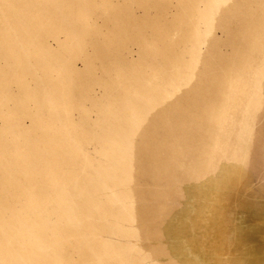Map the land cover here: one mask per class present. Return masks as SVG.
<instances>
[{
    "label": "rangeland",
    "instance_id": "374dc122",
    "mask_svg": "<svg viewBox=\"0 0 264 264\" xmlns=\"http://www.w3.org/2000/svg\"><path fill=\"white\" fill-rule=\"evenodd\" d=\"M90 2L67 32L40 36L70 68L61 191L40 157L58 66L0 54V264L29 256L19 233L45 219L64 264H264V0ZM27 169L51 197L43 219L18 196ZM65 189L74 220L51 214Z\"/></svg>",
    "mask_w": 264,
    "mask_h": 264
},
{
    "label": "bare ground",
    "instance_id": "6f19581e",
    "mask_svg": "<svg viewBox=\"0 0 264 264\" xmlns=\"http://www.w3.org/2000/svg\"><path fill=\"white\" fill-rule=\"evenodd\" d=\"M90 3V0H0V54L4 52L5 58L11 61V63H14V60H16L14 58L17 55L20 57V60L21 55H24L25 57H38L41 65L44 67L58 66L55 68V73L59 81V84L56 87H59V89L54 88L52 92L57 94L61 99L50 96L48 103L51 112L49 117L51 119V124L54 126L51 139L41 145L42 150L43 147L46 150L41 152L40 157L41 161L43 160V162H45L46 169L48 170L45 173L48 178L46 185L50 186L52 182H55V184L60 187L59 191L63 189V184L61 182L62 178L59 175L60 168L64 162V154H62L61 151L63 148L67 151L70 148V144H68V125L65 123L66 129L65 127L59 126V123L63 121V114L57 109V105L59 102H64L70 94V83H66L65 81V79L68 78V73L70 74V68L60 57L57 59L49 57L50 55L48 54L46 47L43 46L40 36H50L56 32H67L68 24H70L72 20L79 22L85 13H87ZM72 39L73 40L67 45H73L75 47L78 45L79 38ZM16 45H21L22 49H17L15 47ZM209 70L210 73L208 74V77H210L209 79L212 81L214 79V70L212 71V68H209ZM211 81L209 84H211ZM56 123L58 125H56ZM18 138L19 139L15 141L17 142L16 147L18 150L15 157L17 159L20 158V156H23L25 146L27 145V138H22L20 134L18 135ZM212 141H209V143L211 144ZM71 145H73V143ZM214 155L215 153L209 156H203L202 158L203 162L201 163V168L207 173H210V166L213 163ZM22 164L28 167V164L25 163L24 160L22 161ZM57 164L59 168L55 166ZM30 170H25L26 173L23 174L18 196L19 198H24L26 202L31 201V206L38 205L36 209L39 211V216L42 215V218L43 215H46L44 205L51 197L48 195V197H46L47 199L40 198L41 195H38V187L43 183L40 182V177H38L36 172H31ZM29 174H31V177L29 176V178L32 180L28 183H23L27 180L25 178ZM58 177L61 180H59ZM30 183L32 188L29 186ZM59 195V197L56 196L55 199L53 198L54 211L51 214H54L57 217L60 212H63L62 216L64 215L66 217L65 219L72 218L74 220L73 215L75 213L72 214L71 211H69V200L66 195V189L63 192H59ZM13 211L16 212V210ZM53 223L54 222H50L48 224L46 219L43 222L42 220L35 223L32 222L33 226H31V230H28L25 235L23 234L24 232L19 233V236L23 239L26 238L28 244H34L35 248L29 256L26 257L25 255L22 259H18L16 264H64V257H62L63 253H61L64 242L61 241L62 238L59 234L51 236L50 232H48L51 231V229L53 230ZM76 223L78 224V222ZM38 232L41 234L42 238V243L39 242L42 245L39 247V244H36L38 240L30 239L33 234L36 235ZM61 232L62 231H60V233ZM10 234H12V236H7L11 238L10 241H6V247L3 252L5 253L6 251L10 256H15L17 252H19L20 246H18V249L17 247L11 246V244L15 242L16 236L14 233Z\"/></svg>",
    "mask_w": 264,
    "mask_h": 264
}]
</instances>
